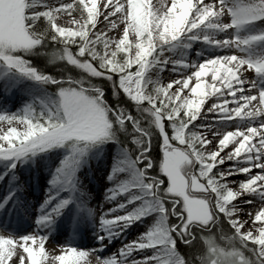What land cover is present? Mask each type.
I'll return each instance as SVG.
<instances>
[{"label": "snow or ice", "instance_id": "6c2138e0", "mask_svg": "<svg viewBox=\"0 0 264 264\" xmlns=\"http://www.w3.org/2000/svg\"><path fill=\"white\" fill-rule=\"evenodd\" d=\"M102 8L98 9L97 0H0V64L9 71L56 85L58 92L50 103L39 101V106L29 103L15 113H0V122L8 125L6 131L0 128V159H11L14 167L17 159L29 154L66 146L67 154L49 184L51 189L71 191L87 150L116 139L113 123L133 119L126 111L110 108L103 99V89L91 80L85 84L81 82L84 77L54 78L32 66L22 54L47 42L58 44L56 59L78 67L89 77L112 82L135 104L146 105L144 111L162 138V176L151 177L145 171L152 167L151 160L143 155L147 147L135 158L115 162L108 174L113 184L106 189V199L127 194V203H141L124 215L101 212L100 228L104 235H111L109 229L117 223L126 226L151 212L158 213V220L137 240L122 246L119 255H97L96 264H264V51L256 48L257 42L264 41V31L241 34L248 24L264 19V0H218V4L171 0L170 5L166 0H104ZM73 13H79V17ZM61 14L72 17L68 26L57 22ZM101 15L102 28L97 21ZM225 15L230 17L228 23L221 19ZM40 18L45 22L43 29L38 27ZM229 29L232 35L218 39L219 33ZM195 41L220 50L236 49L240 55H210L191 62L165 55L177 44L187 49ZM197 55H202L199 49ZM168 65H172L173 73L191 71V75L167 84L148 76L151 70L163 71ZM248 69L254 70L255 78L246 81ZM209 73L211 84L203 79ZM192 77L196 78L194 85L189 83ZM185 89H190L191 95H182ZM210 95L217 102L203 113H215V121H234L232 130H225L231 126L224 124L189 128L203 115L200 109ZM229 103L236 106L229 107ZM167 127H171V134ZM137 130L148 137L143 129ZM230 144L231 150L222 154ZM141 160H146L143 168L138 166ZM225 160L239 161L243 166L229 165L228 170L214 172ZM192 164L198 167L192 169ZM254 169L258 171L253 174ZM124 171L130 176L120 180L118 174ZM240 173L246 178L226 179ZM246 194L254 199L244 203L258 201L262 206L249 212L253 228L245 231L246 222L239 218L241 209L233 201ZM70 199L59 198L56 191L49 190L38 210L34 232L18 237L0 234V264H90V254L98 253L103 245L82 249L65 243L59 245L55 255L45 248L49 239L45 230H50L49 225ZM7 200L5 197L0 208ZM166 200L171 207H166ZM116 207L123 208L124 203ZM114 211L108 209L109 213ZM169 215L177 216V223L170 224ZM218 221L230 225V235L220 228L218 234L211 231ZM104 235L97 239L103 240ZM177 238L187 245L199 239L204 250L195 260L186 258L177 249ZM141 249H152V255L126 259Z\"/></svg>", "mask_w": 264, "mask_h": 264}, {"label": "bare ground", "instance_id": "6f19581e", "mask_svg": "<svg viewBox=\"0 0 264 264\" xmlns=\"http://www.w3.org/2000/svg\"><path fill=\"white\" fill-rule=\"evenodd\" d=\"M104 0H98V9L103 11L102 4ZM153 3L156 0H152ZM167 4H171V0H166ZM205 3L218 4V0H204ZM223 22L228 23L230 17L225 15L221 18ZM98 27H103V16H98ZM251 30H264V20H256L248 24L241 34H248ZM115 35V33H113ZM218 39H224L225 35H232V29L227 32L219 33ZM256 48L264 51V41L257 44ZM200 50L202 55H197V50ZM235 53L240 55L236 49H224L220 50L212 46L204 44L202 41H195L192 43L191 48H184L181 44H177L170 52H166L165 55H169L173 59H188L200 60L205 56L210 55H230ZM172 65H168L163 71L153 69V73L162 82L168 83L170 80L181 78L183 75H191V71H182L181 73H173L170 71ZM247 68V65L243 66ZM195 69H192L194 71ZM245 80H251L255 78V72L252 69H248L244 76ZM207 84L212 83L211 74H207L203 77ZM190 85L196 83V78L192 77L189 81ZM220 86V85H218ZM176 85L173 86V90ZM247 88V83H245ZM41 83L34 79L23 76L22 74H16L14 70H7L3 64H0V110L3 108H11L13 110H20L25 105L31 103L36 94H41ZM190 89H185L182 94ZM247 94V93H246ZM226 98L231 101V97L227 95ZM216 97L214 95L207 96L204 100V104L200 111L206 112L208 107H211L213 103H216ZM229 107H235L236 105L229 103ZM215 113H203L198 118L199 125H210L218 127L221 124L225 126H231L225 130H232L235 127L234 121H215L212 117ZM203 129H199L202 131ZM215 147V145H213ZM230 144L222 154H227L231 150ZM110 152V151H109ZM106 149L99 157L94 165H91L87 170H81L75 173L76 187L69 191L67 189L58 190L51 189L48 178L52 176L54 171L53 166L56 164V158L58 155H51L46 158L42 163L36 166L34 169L26 167L21 164L20 159L16 164L11 166V159H0V203L3 202L5 197H8L7 202L3 208H0V234L13 233L15 236H20L26 233L34 232L37 225L35 223L38 215L40 205L44 203L47 192L49 190L56 191L59 198L71 197L69 203L61 210L59 216L55 217L52 224L49 225L48 231L49 239L45 241V248L51 254H58L60 251L59 245L65 243L72 244L75 247L82 249H95L100 245H103L99 249L98 253H91L89 256L90 264H96V256L107 257L115 253L119 255V249L126 245L130 241L137 240L142 233L146 232L150 226H152L158 220V213L151 212L138 220H133L126 226L124 222H119L109 229L111 235H104V231L100 228V214L101 212L107 215H124L131 208L138 206L141 201L133 200L131 203H127L128 195L123 194L118 196L115 200L106 199V189L112 187L113 180L105 179L104 177H98L97 180L85 179L86 172L92 173L93 176L100 170H110L114 168V164L117 160L124 159V155L120 153H109ZM30 155V154H29ZM28 155V156H29ZM229 165H236L237 167L243 166L239 161L225 160L223 164L217 165L214 172L228 170ZM139 166V165H138ZM258 169L253 170V174ZM130 176L127 171L120 172L118 177L120 180H126ZM246 178V174L240 173L231 177H226L228 180L240 181ZM89 181V182H87ZM238 186V185H236ZM254 199L250 195H244L237 197L234 204L241 209L242 214L240 220L245 221L244 229L248 230L253 228L252 221L249 217V212H254L260 206L258 201L253 204L244 203L245 200ZM50 201L49 203H53ZM124 203L123 208L116 207L117 204ZM108 209H115L114 212L109 213ZM235 217V216H234ZM259 224L257 223L256 227ZM45 231H41L40 234L44 235ZM64 235V236H63ZM98 235H104L103 240H98ZM151 256L152 249H141L134 251L128 255L126 259H139L141 256ZM16 259V258H14ZM11 264V262H10Z\"/></svg>", "mask_w": 264, "mask_h": 264}, {"label": "trees", "instance_id": "16d2710c", "mask_svg": "<svg viewBox=\"0 0 264 264\" xmlns=\"http://www.w3.org/2000/svg\"><path fill=\"white\" fill-rule=\"evenodd\" d=\"M38 27L40 29L45 27L43 18H40ZM59 47L60 46L58 44L53 46L52 42H47L46 44L37 46L31 51L24 52L22 54L26 60L30 61L32 66L42 72L48 73L54 78L70 76L73 80H80L84 77L85 79L81 81L82 83L86 84L88 80H91L93 85L102 88L103 99L110 108L126 111L127 113H130L133 118V121L125 120L123 124L113 123V129L115 130L116 136V139L113 141L131 149L134 147L133 138L141 136L144 144H146L145 147L148 148V151L143 155L153 162L149 174L156 176L162 175L161 173L158 174L159 165L157 164L163 156L161 153L162 150L159 138L157 136L156 128L152 125V123H148L146 120V114L143 113L144 109L142 111L144 106L135 104L130 98L126 97L118 87L114 88L112 82L107 81L102 77H89L86 72H83L78 67L69 64L66 61L56 59V50ZM37 111H39V108H37ZM137 127L146 131L148 133V137L145 138L142 133L137 130ZM140 151H142V149L139 151H133L134 156H137ZM217 228L226 230L228 233L230 231L226 221H218L216 225H213L211 231L217 233ZM176 246L181 255L186 258L191 257L193 260H195L197 254L202 253L204 250L199 239L193 241L191 245H187L182 243L180 239L177 238ZM245 254L249 255V252H245Z\"/></svg>", "mask_w": 264, "mask_h": 264}, {"label": "rangeland", "instance_id": "374dc122", "mask_svg": "<svg viewBox=\"0 0 264 264\" xmlns=\"http://www.w3.org/2000/svg\"><path fill=\"white\" fill-rule=\"evenodd\" d=\"M54 2H55V0H48V3H54ZM66 2H70V0H66ZM97 4H98V0H97ZM40 10H43V9H40ZM73 16L79 17V14H74L73 13ZM71 19H72L71 16H68L67 14H61V15H58L57 22L61 23L63 26H68V22ZM97 19H98V17H97ZM260 20H264V19H260ZM260 31H264V30H251L248 34L257 33V32H260ZM259 43H261V42H257V44H259ZM73 50H75L74 47H73ZM15 73L19 74L17 72H15ZM148 76L153 81L160 80L158 77H156L154 75L153 70H151L148 73ZM37 82L41 83V86H42L41 91H42V93L41 94L40 93L36 94L34 96L33 100L31 101V103H35V104H37V106H39V101H45L46 103H50L51 101H53L55 99V97L58 95L57 86L56 85H52L50 83H44V82H40V81H37ZM162 83L166 84L164 82H162ZM120 91L123 93V91L121 89H120ZM123 94L126 97H128L125 93H123ZM182 95H191V93H190V91H186ZM145 104H146V102H145ZM143 106L146 107V105H143ZM144 107L142 108V111H143ZM22 109L23 108H20V110H22ZM20 110H13L11 108H3V109L0 110V113H4V112H6V113H15V112L20 111ZM143 113L146 114L147 122L148 123H152V120H151L149 114L146 113L145 111H143ZM131 121H133V120H131ZM134 122H136V121H134ZM152 125L155 127V125L153 123H152ZM198 125H199V122H198V119H197L196 121H193L192 125H189V128H192L193 126H198ZM14 126L22 127L19 124H15ZM0 128H2L4 131H6L7 128H8V125L6 123H4V122H0ZM197 130H199V128H197ZM156 131H157V136L159 138V142H160V146H161V143H162L161 133H160V130L157 129V128H156ZM166 131H167V133L171 134V132H172L171 127H167ZM133 144H134V147H132L131 149H128V148L118 144L117 142H114L113 140H105V141H102L101 143H98V144L90 147L87 150L86 154L84 155L79 167L76 170V173H78L81 170H87L91 165H94L97 162V160L99 159V157L102 155V153H103V151L105 149L108 152L110 151L109 153H112L113 156H116L115 153H120V154L124 155L125 158H135L136 156H134L133 151H135V150L139 151V150L143 149L146 144H144V141L142 140L141 136L134 137L133 138ZM67 151H68V149H67L66 146H54V147H52L50 149H46L43 152H37L34 155L30 154L29 156H27L25 158H21L20 161H21L22 165H25L26 167H30V168L34 169L36 166H38L39 164L42 163V160L44 161L46 158H48L51 155H55V156L58 155V158H56V164L53 166V169L55 170L57 168V166L60 164V161L67 154ZM161 153L163 155V152H161ZM138 154H141V151ZM162 159H163V156H162ZM161 160L159 161V163H157L159 165L158 174L161 173L160 172V162H161ZM16 162L17 161H15V164H16ZM145 163H146V160H141L139 162V167L143 168ZM151 163L153 164L152 161H151ZM11 164H13V162H11ZM189 167H191L192 169H195V168L198 167V165L192 164ZM216 168H217V166H216ZM216 168L213 169V171H215ZM150 169L151 168L145 169V171L149 173ZM109 172H110V170H100L96 174V176H93L92 173L86 172L87 176H85V179L87 180V178H88L90 180V182H91L92 180H97L98 177H104L107 180V179H109L108 178ZM150 176L151 177H157L158 175L157 176L156 175H150ZM160 176H162V175H160ZM163 178L166 181V177H163ZM50 179H51V177L48 178V181ZM87 182H89V181H87ZM164 187H166V183H165ZM165 204H166V207H171L170 201L166 200ZM133 209L134 208H131L127 212L132 211ZM144 216H146V215H144ZM144 216H141V217H144ZM233 218H235V217H233ZM178 219L179 218L177 216H175V215H169L168 222L170 224L177 223ZM228 227L230 229V231H229V235H230L231 234L230 225H228ZM244 251L245 252H249L248 249H244ZM248 256L251 257L252 253L249 252Z\"/></svg>", "mask_w": 264, "mask_h": 264}]
</instances>
